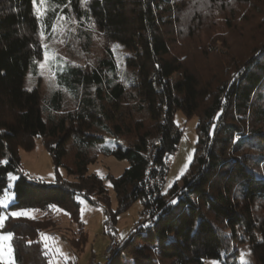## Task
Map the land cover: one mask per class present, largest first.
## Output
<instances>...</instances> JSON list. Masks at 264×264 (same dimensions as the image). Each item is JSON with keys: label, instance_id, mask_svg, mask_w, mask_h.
Wrapping results in <instances>:
<instances>
[{"label": "trees", "instance_id": "trees-1", "mask_svg": "<svg viewBox=\"0 0 264 264\" xmlns=\"http://www.w3.org/2000/svg\"><path fill=\"white\" fill-rule=\"evenodd\" d=\"M233 2L247 9L238 13ZM201 3L229 8L227 40L205 36L210 13L198 10ZM48 4L39 21L33 0H0V195L15 175L13 200L0 213L38 211L32 218L8 215L0 228L11 233L14 263L49 264L40 236L55 232L64 216L84 244L81 197L103 206L105 226L137 200L157 215L132 228L106 264H240L244 249L248 264H264V0ZM57 13L76 32L57 53L56 89L43 99L32 78ZM176 111L196 117L193 157L153 196L147 165L175 151L182 132ZM36 138L53 159L52 181L20 169L19 150L33 149ZM99 155L128 163L107 176L114 203L103 180L88 173Z\"/></svg>", "mask_w": 264, "mask_h": 264}, {"label": "rangeland", "instance_id": "rangeland-1", "mask_svg": "<svg viewBox=\"0 0 264 264\" xmlns=\"http://www.w3.org/2000/svg\"><path fill=\"white\" fill-rule=\"evenodd\" d=\"M37 6H39V0H37ZM232 7L238 13H240V11L243 9L245 12V9H247L246 5L241 2H233ZM197 8L199 11H202V14L205 12L210 13V15L205 14V17L202 21L203 25H205V36H211L215 40V44L222 43L220 39L227 40V37L230 35L227 27V15L229 8L220 5H217L214 8L213 6L207 5L205 3L199 4ZM72 32H76V26L73 24L68 25L64 21H61V25L56 32H53L51 27L48 38L49 43L47 45L50 54L53 52L55 53V58L49 61V66L46 67L42 73L41 69L38 67L37 77L32 78V81L34 83L36 82L40 88L43 99L49 98L51 93L56 89L53 70L57 63V53L64 49V46L70 42L71 34H73ZM43 61L44 54L40 62ZM174 120L182 129V132L179 143L171 155L172 162L165 175L164 190H166L177 179L180 178L182 175V169L183 172L186 170L184 165L187 164V167L189 166L190 162L187 160V157L190 155L192 159L195 149L196 117L193 116L186 120L180 111H176ZM66 140L67 136L64 138V141ZM19 155L20 169L25 175L30 178L41 179L44 181H52L55 179L56 170L53 159L46 150L40 138L35 139L33 149H20ZM127 165L128 163L126 160H116L112 156L99 155L96 160L88 166V173L96 174L108 187L113 203L114 197L109 181L107 180V176L109 174H120L123 172L124 168L127 167ZM58 172L64 178H72V176L62 166L58 167ZM14 178L15 175L11 174L8 187L4 190V193L0 195V200H3L7 205L13 200L11 187ZM77 202L79 205L81 220L84 223L86 240L84 244L78 245L77 238H79V236L74 233V223H72L66 216H64V214H62L64 219L60 223L58 229H55V232H45L40 236V241L50 257L49 264H67L68 262L72 264H103L107 259L105 255V249L110 241V237L112 235L118 236L120 239L121 237H126L131 229L134 228L136 223L139 221L141 212L143 211L141 201H135L124 212L118 215L116 224L109 227L110 234H108L106 230L107 226L109 225L105 226L104 224L105 215L103 206L92 205L81 197L77 198ZM14 211H28L31 217L38 215L37 210L29 208L3 210L0 215L7 217L11 212ZM7 234L9 233L0 230V237H3ZM44 237H49L50 239L45 240ZM0 247H2L4 250L5 259L2 260L3 264H10L8 258V248H11L10 239H0ZM242 254L244 260H251V254L246 252V249L243 250ZM241 256L239 258V263ZM213 261L215 260L207 259L203 264H212ZM216 262L217 264H222L218 261ZM11 264H15L12 252Z\"/></svg>", "mask_w": 264, "mask_h": 264}, {"label": "snow or ice", "instance_id": "snow-or-ice-1", "mask_svg": "<svg viewBox=\"0 0 264 264\" xmlns=\"http://www.w3.org/2000/svg\"><path fill=\"white\" fill-rule=\"evenodd\" d=\"M80 2H81V4L83 6H86L87 0H80ZM70 3H71V0H69V6H70ZM33 6H34V11H35V14L37 16V19L39 21H43V18L45 17V15L48 13V11L51 10L49 8L48 0H39V6H37V0H33ZM67 19L68 18L66 16L57 13L56 21L52 24V31L56 32L57 29L61 25V21H65ZM40 27H41L40 36H41V39L43 40L45 38V35H46V33L44 31L45 25L41 22ZM42 47L44 48V61L39 63V68L41 69V73L43 72V70L46 67L49 66V61L51 59L55 58V53L53 52V53L50 54V51H49V48H48L47 44L42 45ZM29 90H31V89H29ZM219 116H220V113L217 114L216 119H218ZM213 128H215V125H213ZM187 160L190 162V160H191V156L190 155L187 157ZM186 167H187V164L184 165L185 169H186ZM181 174H183V169L181 171ZM170 203H175V201H170ZM0 205H3L4 207H7V204H5V202L3 200H0ZM50 207H55V206H50ZM10 215L12 217L27 216L29 218H32L28 211H14V212H11ZM5 219H6V216L0 215V227H3V222H4ZM10 238H11V233H9V234H7V235H5L3 237H0V239H2V240H9ZM44 239L47 240V239H50V238L49 237H44ZM52 239H54V238H52ZM121 239H123V237H121ZM11 252H12V250L9 247L8 248V258H9L10 264H11ZM4 259H5L4 250H3L2 247H0V261H2ZM212 264H217V262L213 261ZM240 264H248V262L243 259V254L241 256Z\"/></svg>", "mask_w": 264, "mask_h": 264}, {"label": "built area", "instance_id": "built-area-1", "mask_svg": "<svg viewBox=\"0 0 264 264\" xmlns=\"http://www.w3.org/2000/svg\"><path fill=\"white\" fill-rule=\"evenodd\" d=\"M172 162V156L168 155L166 156L162 162L160 163H148L147 165V174L145 175V181L147 185V190H149L153 196H155L157 193H161L164 190V181H165V175L168 171V168ZM154 169V171H151ZM148 202L145 201L143 211L141 212L140 219L134 226L136 228L139 224H149L153 220L157 218L156 214L151 213L150 207L147 205ZM110 226H107V233L110 234ZM121 239L118 236L112 235L110 237V241L105 249V255L106 257H109L112 252L114 251V248L116 244ZM107 261H105L103 264H106ZM102 264V263H97Z\"/></svg>", "mask_w": 264, "mask_h": 264}]
</instances>
